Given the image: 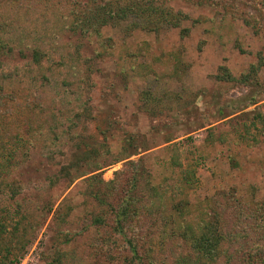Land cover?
Instances as JSON below:
<instances>
[{"label": "rangeland", "instance_id": "374dc122", "mask_svg": "<svg viewBox=\"0 0 264 264\" xmlns=\"http://www.w3.org/2000/svg\"><path fill=\"white\" fill-rule=\"evenodd\" d=\"M259 62L264 0H0V264H177L212 224L208 264H262L264 64L239 80Z\"/></svg>", "mask_w": 264, "mask_h": 264}, {"label": "trees", "instance_id": "16d2710c", "mask_svg": "<svg viewBox=\"0 0 264 264\" xmlns=\"http://www.w3.org/2000/svg\"><path fill=\"white\" fill-rule=\"evenodd\" d=\"M135 11L137 10H140L142 11L141 13L143 14H146V19H148L149 21L150 20V17H153L154 16V13H155V8H153L152 6H147V7H143V6H140V5H137L136 8H134ZM130 11H131V8L129 6H119V7H115V8H110L109 6L105 5V6H102L100 9H99V13L96 15L97 17V20L101 21V24H117L123 20H126L128 19L129 15H130ZM159 12L162 13V15H164V21H167V22H172L174 21L173 23L175 25H178L179 23V18L177 16V14H174L173 16H171V14L167 13L166 11H164L163 9H159ZM133 15V14H132ZM171 16V18L167 19L166 20V16L169 17ZM159 19V18H158ZM93 25H95L93 23ZM98 25V24H96ZM135 26L137 24H134ZM38 55L37 53H34L32 55V59L35 61L36 59L38 60ZM262 62V61H261ZM257 63V64H253L250 66V72L247 74H244L242 75L241 78H239V80L242 82V83H252L253 85H258V80H256V72L258 71L259 67H261L264 63ZM222 75L219 76L221 79H227V80H231L233 79V77L230 75V73L226 70V69H223L222 71ZM241 99V98H240ZM144 104L142 103L143 107L147 109L150 108V97L149 95H147L144 100H143ZM79 118V116H77ZM254 122L255 123H260L261 124V127H262V131L264 132V113H260V112H257L254 116ZM136 139L134 137V135L132 134H128V137H127V142L129 143V145L131 147H138L136 145ZM122 150V149H121ZM129 156V155H128ZM91 160L92 159V156L91 155H86L84 156V160L86 161V163H88L87 160ZM89 160V161H90ZM98 169V168H96ZM137 177V176H136ZM148 182V179L146 178L144 180V182ZM137 185V183H133L132 186L130 188H128V191H127V195L123 196V198L121 199V201L116 205V208H115V217H116V226H115V230L117 232H120V233H125V224H128L130 223L128 218L131 216L130 214V210L128 208V206L130 205H134V206H139L141 203L143 205V207L145 208L146 205L143 203V198H140L141 200L138 202L136 197H135V192H134V188L135 186ZM149 189V196H148V201H149V204H153L150 200V198H152V196L154 195V193H157L156 191V188L154 186H149L148 187ZM153 201V200H152ZM149 206L147 207V210H149ZM137 212V211H136ZM150 212V211H148ZM138 213V212H137ZM136 213H134L135 215ZM96 222H100L101 220L100 219H96L95 220ZM5 221L4 222H1L0 221V232L5 229ZM206 228H210V231H206L202 234H200L199 236L195 237L193 239V244L195 247H198V250L200 251L201 255H198L197 258L194 260V259H191L189 256L187 258H183L182 261H179L177 264H208L211 263V262H214V259L216 258V256L218 255V247L216 244H218L219 241H221V238H222V231H216L215 228H217V225H215V227L212 225L210 226H206ZM257 228L260 229V231H262V238L264 240V227H263V224L260 223L259 225H257ZM224 235L226 236V238L229 240V241H232V234L231 233H226L224 232ZM237 235V234H236ZM127 243L128 245L130 246V248L132 249V252H133V255H138V245L137 244H134L135 242H133L131 239H127ZM259 249H260V252H258L259 256H263L264 254V247L263 245L261 244L260 246H258ZM6 251L7 253L10 252V248L6 247ZM149 256V255H148ZM140 259L143 260V258L145 259V257H139ZM205 258V260L203 259ZM228 262V261H227ZM251 262V261H249ZM264 263V261H263ZM262 263V264H263ZM249 264H257V263H254L253 261Z\"/></svg>", "mask_w": 264, "mask_h": 264}]
</instances>
